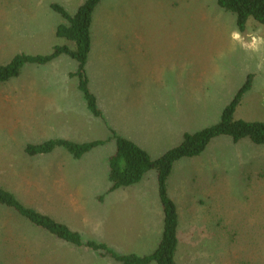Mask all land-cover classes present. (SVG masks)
Listing matches in <instances>:
<instances>
[{"label": "rangeland", "instance_id": "1", "mask_svg": "<svg viewBox=\"0 0 264 264\" xmlns=\"http://www.w3.org/2000/svg\"><path fill=\"white\" fill-rule=\"evenodd\" d=\"M84 1L0 0V65L7 64L18 54L48 55L55 45H62L64 41L56 38L55 31L64 20L51 5L63 7L69 15H74ZM93 18L94 50L89 54L86 71L91 79L90 90L95 95L103 97L107 89L113 87L111 95L121 92L126 96H147L145 87L149 88L148 82L152 79L147 75V63L154 56L159 60L158 69H164L168 60L173 61L169 55L172 49L175 50L173 56L178 53L179 66L192 70L186 76L194 90L203 93L209 91L207 87L211 90L199 97L185 96L184 121L188 123L196 118L192 127L197 128L207 118L220 114L248 75L253 76L252 87L235 117L264 121V26L249 21L245 31L240 32L235 17L220 9L217 0H105L95 10ZM127 34L137 37L126 40ZM150 34H160L164 40ZM151 44H155L154 48ZM122 46H130L131 54L123 53ZM75 69L74 61L61 57L45 66L25 65L18 78L0 84V187L12 192L26 206L49 214L56 221L65 220L71 229H77L85 242H104L118 256H148L162 236L163 215L158 197L149 179L147 188L139 184L130 187L133 189L129 199L118 198L116 212L109 214L110 219L104 205L95 200L109 186L103 168L114 153L115 142L109 139L107 118H91L82 95L75 91L76 80L67 76ZM158 73L162 77L170 76ZM57 81H63L66 88H60L55 84ZM18 82L27 83L45 95H53L64 104L65 110L74 107L77 113L67 111L56 119L50 116V120L40 115L41 120L36 126L32 125V121L26 119L24 100L13 102ZM76 97L80 101L76 102ZM115 105L122 110L123 103ZM98 107L104 111L99 100ZM137 107L132 105V108ZM127 112L136 114L137 111L127 109ZM104 114L107 116L106 112ZM43 122L50 124L43 126L46 131L41 129ZM75 127L81 131L73 129ZM49 135L106 143L80 160L72 159L62 149L47 157L30 158L24 154L27 145L47 140L51 138L46 137ZM218 143H213L212 147L226 146L227 152V146L232 145L236 150L225 156L213 152L215 149L207 155L205 150L195 159H183L172 172L169 196L176 206L178 203L180 215L182 213L179 229L182 264H264V146H255L246 140L231 143L225 139ZM195 166L200 179L190 186L194 189L198 185L202 190L195 188L190 203L193 208L185 211V203L189 201L180 196L182 192L177 187L186 189L182 173ZM213 170L217 172L212 178ZM57 186L65 191V199L59 205L47 199L50 191L56 192ZM130 188H123L121 192ZM144 190L150 193L145 201L141 197ZM137 192L140 193L139 205L133 198L139 196L134 195ZM141 204L146 211L138 214L136 210ZM97 211L103 213V221L95 222L89 217ZM86 217L89 223L99 226L100 232H89L84 224ZM75 221L82 223L75 226ZM138 221L140 224L151 222L152 226L145 228L144 225L143 232H136ZM113 227L116 241L107 243L105 233L108 235L107 228ZM179 258L177 254V264H180ZM0 263L119 264L99 252L56 244L2 209Z\"/></svg>", "mask_w": 264, "mask_h": 264}, {"label": "trees", "instance_id": "2", "mask_svg": "<svg viewBox=\"0 0 264 264\" xmlns=\"http://www.w3.org/2000/svg\"><path fill=\"white\" fill-rule=\"evenodd\" d=\"M104 1L85 0L74 15H69L63 7L52 4L51 9L64 20V24L59 25L55 31L56 38L63 40L64 43L55 45L48 55H15L7 64L0 65V84L18 78L25 65L42 66L61 56H66L76 64V70L70 74V77L76 80L77 89L85 101L87 110L93 118H101L102 112L98 107L97 99L89 89L86 65L92 47L93 16L95 10ZM217 6L235 17L236 26L240 32L245 31L249 21L264 26V0H217ZM252 79L253 76L248 75L222 111L217 124L195 133L185 134L181 144L158 159H151L133 142L112 132L111 139L115 142V150L107 164L109 192L137 185L148 172L156 173L157 193L163 214L162 236L158 246L150 255L118 256L103 243L85 242L78 233L66 225L26 206L12 192L2 187H0V209L13 213L39 235H43L56 244L99 252L102 256H110L119 264H177L178 212L167 190V180L171 175L173 164L183 159L200 156L209 143L219 137L230 138L234 143L248 140L255 146H264V121H245L235 117L243 98L251 90ZM105 143V141H91L78 144L62 139L49 140L40 144L27 145L24 154L30 158L47 157L57 149H62L73 159L80 160L91 150Z\"/></svg>", "mask_w": 264, "mask_h": 264}, {"label": "crops", "instance_id": "3", "mask_svg": "<svg viewBox=\"0 0 264 264\" xmlns=\"http://www.w3.org/2000/svg\"><path fill=\"white\" fill-rule=\"evenodd\" d=\"M150 35H151V37H154L155 39H158L161 41L164 40L161 38L162 35L160 36V34H150ZM93 37L94 36L92 35V40H93ZM135 37H137V35L127 34L125 39L126 40H134ZM130 46L128 48H124V46H122L123 53L127 52L128 54H131L132 49L130 48ZM150 46H151V48H154L155 44H151ZM93 50H94V46L92 45L90 53ZM143 51H147V49H143ZM118 52L119 51H115V53H118ZM174 52H175V50L171 49V53L169 55L173 59V61L168 60L164 69H162V68L158 69V64H159L158 59L154 58V56H152L150 58L149 62L147 63V66H148L147 70L148 71L147 70L146 71L148 72L147 75L149 77H151L152 79L150 80V82H148L149 88L145 87L146 88L145 90L148 91L147 96L143 95L142 97L141 96L135 97L131 94H128L126 96V95H123L121 92H116V93L112 92V95H111L110 90H112L113 87H110L111 89L108 88L103 97H99L98 95H95L94 93H92L90 90V92L96 97L97 103L99 100L100 104L104 107V111H101V110L100 111L102 112V116H105L107 118L106 123L108 125V131L110 134L109 139H111L112 132H116V134H118L119 136L133 142L140 149L145 151L150 156V158L153 160L160 158L164 153H166L170 149H173L176 146H178L179 144H181L183 136L185 134L195 133L201 129H204L206 127H210L212 125L217 124L220 120L221 113L224 110L223 109L220 112V114L218 113L215 117L207 118L197 128L192 127L197 122L196 118H192L188 123L186 121H184V119H183V114H184L183 107L185 106V102H186L185 96H188L189 98H192V96L193 97H199V96H202L204 94L209 93L211 90L208 87H207V89L209 91H205V93L200 92L201 90H198V91L194 90V85L192 84V81L190 80L188 82L187 80L189 78H188V76H186V74L191 73L192 70L190 71L189 68H187V67L179 66L180 62L179 61L177 62L178 53L175 56H173ZM176 52H177V50H176ZM61 57H66V56H61ZM61 57H59V58H61ZM59 58H57L55 60H58ZM88 59H89V57H88ZM69 60H71V59H69ZM182 63H183V61H182ZM42 66H45V65H42ZM179 67H181V68H179ZM75 70L73 72H75ZM73 72L68 73L67 76L69 78H71L70 74H72ZM158 72L169 73L170 76L168 78L162 77L159 75ZM88 78H89V85H90L89 89H90V87L92 88L90 76ZM179 80L181 82H179ZM55 84L59 85L60 88H62L63 90L66 88V84H64L63 81H61V82L57 81V83H55ZM253 85H254V81H253ZM74 86H75L74 87L75 91L79 92V90L77 89V84H74ZM141 88H143V87H141ZM16 89H17V91L13 94V102L22 103L24 100V102L26 103L25 104L26 114H27L26 119H28L29 121H32V125L36 126L37 125L36 122H38V120H41V119H38L41 116L42 117L48 116L47 119L50 120V116L52 119H56L58 115H64V114L66 115L67 111H69L71 113L76 112L74 107L73 108L70 107L69 109L65 110L64 104H60L57 101V99L55 97H53V95H45L44 92H40L38 90L36 91V88H32L27 83L19 84V82H18ZM25 90H27V91L25 92ZM187 91L189 92V94L187 93ZM25 97H26V100L24 99ZM14 98L16 100H14ZM232 98L230 99V101L232 100ZM75 101L76 102L80 101V98L76 97ZM230 101H229V103H230ZM115 103H123L122 110H119L118 107L115 105ZM132 105H137L138 107L132 108ZM227 105H224V108ZM127 109L137 111V112H136V114L129 113V112H127ZM104 112L107 113V116L104 114ZM91 118H92V116H91ZM34 119H36V120H34ZM93 119H98V118H93ZM45 122H49V121H45ZM48 125H50V124H46L43 122L41 129L46 131V129L43 126H48ZM55 126H58V125H55ZM73 129H78V128L75 127ZM195 129H197V130H195ZM61 131L64 134V130H61ZM78 131H81V130L78 129ZM46 137H51V138L44 140L42 142H39V143H35V144H40V143H43V142H46L49 140H57V139L68 140V141L78 143V144L91 142V141L80 142V141H77L74 139L70 140V139H65L62 137L55 138L51 135L46 136ZM225 139H229L231 141V143H234L230 138H227V137L216 138V139L212 140L209 143V145L207 146L206 151H205L206 154L207 155L210 154L212 152V150H214V149L215 150L213 152L223 154L222 156H225V154L230 153L232 151H235L236 147H234L232 145L227 146V152H226V146H219L216 148L212 147L213 143L219 144L218 142L222 143L225 141ZM246 141H248V140H246ZM240 142H242V141H240ZM240 142H237V143H240ZM57 150H59V149H57ZM222 156H219V157H222ZM108 159H107V164H108ZM190 159H195V158H190ZM181 161L182 160L173 164L172 172L174 170L175 165L180 164ZM190 164H193V163H190ZM190 164H187V165H190ZM103 172H107V167L103 168ZM172 172H171V175L169 176V178L167 180L168 195H169V190H170L169 185H170V179L172 177ZM216 172H217V170H213L210 173V176L213 178L215 176ZM106 174H107V180H108V173H106ZM182 174H183V177L186 178L185 179V188L186 189L181 190L180 186L179 187L175 186V187L178 188L179 192H182L180 196H183L187 201H189V203H185V205H186L185 211H187L188 209L193 208V206L190 205L191 201L193 200L192 199L193 198L192 193L195 192L196 187H199L197 185L193 189V188H191L190 184H192V187H193V183L198 182V180L200 179L199 178L200 173H198V171H196V166H195L191 171L186 172V173H182ZM194 176H196V178H194ZM102 177H104V176H102ZM148 179L151 183V186H153L155 196L158 197L157 177H156V173L154 171L147 173L144 176V178L142 179V181L139 182V185H143V188H147ZM189 180H190V183H189ZM137 185H134L132 187L135 188ZM109 188H110V183H109V186L106 189V191L103 194L98 195L95 200L98 202L99 205H101V206L104 205L107 218L110 219L109 214L116 212L115 202L118 200L119 197H121V199L128 200L130 197L129 194L133 188L129 187L130 189L125 190L123 192H121L122 191L121 189H123V188L118 189L116 191H112V192H109ZM199 189H201V187H199ZM190 190H192V192H190ZM142 194H144V195H142L141 197H142L143 201H145L146 197L148 198V195L150 193L148 190H144ZM134 195H139V196L133 197L134 200H136L138 202V205H139L140 204V199H139L140 193L137 192ZM47 199L48 200L50 199V200H52V202L54 201V202L58 203V205H59L61 203L60 201H63L65 199V191L63 189H61V187L57 186L56 192L50 191V197H48ZM170 199L173 201L172 198H170ZM158 200H159V197H158ZM176 200L178 201V197H176ZM159 204H160V201H159ZM175 205H176V203H175ZM177 206H178L177 212H178V220H179V226H178L179 247L177 250V254L180 255L179 262H180V264H182V262H183V260L181 258V240L182 239L180 238V231H179L180 225H181L180 216L182 215V213L180 215L178 203H177ZM177 206H176V208H177ZM160 210L162 211L161 205H160ZM132 211H134V210L132 209ZM136 211L139 214L141 211H146V207H144V205L141 204ZM47 215H49V214H47ZM49 216L52 217L51 215H49ZM75 216H76V214H74V217ZM91 216L95 219V222L104 220L102 218L103 213L99 212V211H97L93 215L90 214L89 217H91ZM87 217L85 218L86 221L84 220V224L88 228L89 232H91L93 234H94V232H100V230H98L99 226L96 223H89V220L87 219ZM141 219L144 220L142 217H141ZM58 222L66 225L67 227L70 228V226L68 225V223L65 220L64 221H58ZM81 223H82V221L81 222H77V221L74 222L75 226L76 225L80 226ZM144 225H145V228H147L149 225L152 226L151 222L147 223V221H146V224L145 223L140 224V222L138 221V224L136 227V230H137L136 232H143ZM71 230L80 235V233L77 231L76 228H73ZM145 231H146V229H145ZM107 232H108V235H106V233H105V237L107 238V239H105L106 242L107 243L108 242H110V243L115 242L116 238H115L114 227H113V229L107 228ZM80 237H81V235H80ZM121 240H122L121 238H118V241H121ZM103 244H104V242H103ZM111 245L114 246L113 244H111ZM151 264H155V263H151Z\"/></svg>", "mask_w": 264, "mask_h": 264}]
</instances>
